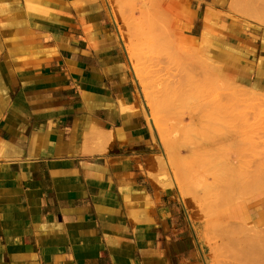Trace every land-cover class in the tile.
Returning <instances> with one entry per match:
<instances>
[{
  "label": "crops",
  "instance_id": "obj_1",
  "mask_svg": "<svg viewBox=\"0 0 264 264\" xmlns=\"http://www.w3.org/2000/svg\"><path fill=\"white\" fill-rule=\"evenodd\" d=\"M135 4L161 10L181 39L205 33L237 84L264 89V21L234 13L232 0ZM112 8L113 0H0V264L206 260L192 199L171 172L159 180L161 150ZM257 198L228 214L264 223Z\"/></svg>",
  "mask_w": 264,
  "mask_h": 264
},
{
  "label": "rangeland",
  "instance_id": "obj_2",
  "mask_svg": "<svg viewBox=\"0 0 264 264\" xmlns=\"http://www.w3.org/2000/svg\"><path fill=\"white\" fill-rule=\"evenodd\" d=\"M232 7L238 15L264 21V0H232ZM111 14L122 45L131 52L124 51V57L154 145L161 150L156 156L159 180L169 183L171 172L178 193L192 199L204 223V264H264V249L249 246L244 238L250 229L264 230V223L247 219V213L244 218L228 214L264 190V184L251 190L264 170V89L237 84L207 37L200 42L179 38L161 10L113 0ZM182 149L191 151L188 158L178 154ZM223 157L231 158L230 166ZM194 172L200 177L191 176Z\"/></svg>",
  "mask_w": 264,
  "mask_h": 264
},
{
  "label": "bare ground",
  "instance_id": "obj_3",
  "mask_svg": "<svg viewBox=\"0 0 264 264\" xmlns=\"http://www.w3.org/2000/svg\"><path fill=\"white\" fill-rule=\"evenodd\" d=\"M29 3V2H28ZM209 18V17H208ZM208 18H207V20H208ZM204 22L206 21V18L204 17ZM210 23V22H209ZM207 28H208V26H207ZM203 31H206V30H201V33L203 32ZM204 33V32H203ZM201 35V34H200ZM201 37V36H200ZM202 38H206V35H205V33H204V35L202 36ZM123 46H124V44H123ZM124 49H125V51L128 53V49L124 46ZM129 53H131L130 51H129ZM128 53V54H129ZM129 55H131V54H129ZM130 58V57H129ZM131 59V58H130ZM132 65V64H131ZM141 81V80H140ZM151 95V94H150ZM152 97V96H151ZM154 97H155V94H154ZM153 99V98H152ZM154 100H155V98L153 99V100H151V98H150V101H151V104H155L154 103ZM156 101V100H155ZM146 104V103H145ZM154 106V105H153ZM148 114L149 115H151V112L150 111H148ZM226 115V114H225ZM223 116V115H222ZM150 118H152L151 116H150ZM222 118H225V117H222ZM232 119V118H231ZM230 119V120H231ZM155 122V121H154ZM153 121H152V124L153 125H155L156 123H154ZM230 123V122H229ZM231 123H232V121H231ZM157 129V128H156ZM158 131V130H157ZM159 133H161V132H159ZM158 133V134H159ZM222 133V132H221ZM231 134V133H230ZM220 135V134H219ZM226 137V136H225ZM230 138V137H229ZM83 139V138H82ZM222 140V139H221ZM230 140V139H229ZM232 140V139H231ZM85 141H86V139H85ZM158 141H159V143L161 144V145H163V140H162V138L159 136L158 137ZM219 141H220V139H219ZM95 142V141H94ZM225 143H227V141L225 142ZM85 148V147H84ZM225 150V149H224ZM236 151V150H235ZM85 152V151H84ZM224 153V152H223ZM227 153V152H226ZM233 157V156H232ZM223 158H226V157H223ZM227 159V161H226V163H225V161H223L224 162V164L226 165V166H230L229 164L232 162V160H231V158L230 157H228V158H226ZM226 159H222V160H226ZM227 162H229V163H227ZM198 170H200V169H197V171ZM250 170H252V169H250ZM255 170H253V172H254ZM251 172V171H250ZM196 172H194V174H195ZM191 174V176H193V177H200V176H198L197 175V173L194 175L193 173H190ZM200 174V173H199ZM254 174H256V173H254ZM253 174V175H254ZM250 175V174H249ZM257 177H256V179L254 180V187H252V189L251 190H254L258 185H260V184H264V170H262L261 172H259V174H257L256 175ZM239 192H240V190H239ZM244 193H245V191H244ZM253 193V192H252ZM250 194V193H249ZM256 194H258V201L261 203V204H263L264 205V190L262 191V192H256ZM242 195H244V194H241V196ZM182 199V198H181ZM246 216V218L248 219L249 217H248V214L247 215H245ZM261 222V221H260ZM241 225V224H240ZM248 225V224H247ZM250 225V224H249ZM245 226V225H244ZM239 227V226H238ZM234 228V227H233ZM244 229V228H243ZM249 229V227L246 229V230H248ZM240 230H242V229H239V231ZM245 231V230H244ZM246 232V231H245ZM233 233V232H232ZM231 233V234H232ZM234 234V233H233ZM242 234V233H241ZM243 235V234H242ZM228 236V235H227ZM241 237L242 236H240V239H241ZM246 237V239H245V241L247 240L248 241V243H249V246H254L255 245V248H257V247H259L261 250L262 249H264V230H254V229H250V231L248 230L246 233H244V238ZM244 238H243V240H241V241H243V242H245L244 241ZM205 241V240H204ZM238 241V240H237ZM234 242H235V240H234ZM240 243V242H239ZM248 243L247 244H245V245H248ZM235 245V244H234ZM243 245V244H242ZM248 246V247H249ZM246 247V246H245ZM247 248V247H246ZM245 248V249H246ZM243 249V248H242ZM264 251V250H263ZM262 251V252H263ZM262 256H264V253H263V255ZM264 258V257H263ZM206 264V263H205Z\"/></svg>",
  "mask_w": 264,
  "mask_h": 264
}]
</instances>
